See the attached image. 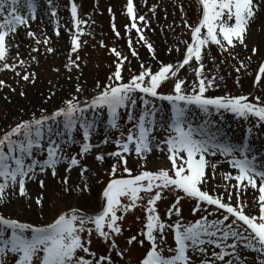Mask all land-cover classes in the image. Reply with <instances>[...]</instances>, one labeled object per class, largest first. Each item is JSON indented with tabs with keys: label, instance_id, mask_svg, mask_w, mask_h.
Here are the masks:
<instances>
[{
	"label": "snow or ice",
	"instance_id": "obj_1",
	"mask_svg": "<svg viewBox=\"0 0 264 264\" xmlns=\"http://www.w3.org/2000/svg\"><path fill=\"white\" fill-rule=\"evenodd\" d=\"M198 3L202 6V17L196 26L185 22L190 30L191 42H184L186 51L182 61L175 65L158 62V70L141 63L138 74L125 82L123 71L128 57L112 48L111 53L117 58L115 71L109 77V83H97L94 96L81 101L79 94L83 88L78 84V95L64 101L63 106L39 117L33 114L30 119L21 120L0 135V203L9 195H17L26 199L31 207L28 183L35 182L42 190L46 189V179L42 177L50 172L54 179L57 178V169L62 164L66 165L68 172L78 168L82 177L89 171L82 159L94 148L100 147L92 143L93 135L98 131L97 114L107 112L106 133L120 132L119 138L112 141L118 150L108 154L117 163L112 165L113 178L103 191L102 210L88 215L81 210L70 209L45 225L22 222L0 213V264H7L9 256L14 258L15 264H114L110 255L97 259L96 253L90 250L93 234L115 251L118 248L115 238L123 231L122 221L137 207H144L146 212V230L139 233L143 238L132 235L127 242L141 246L145 240L149 242L150 248L141 264H195L194 257L197 256L203 257L201 264H249L246 252L256 253V264H264V158L255 153L247 137L242 143H233L211 119L213 115H220L223 119L224 113H231L245 122L255 120V124L247 128L250 137L255 127L264 126V101L260 97L250 99L243 94L207 95L219 84L215 76L206 74L204 64L210 46H217L222 51H229L238 45L247 47L245 41L249 24L261 10L264 0H198ZM25 8L28 15L22 14ZM36 11V0H0V63L3 65L0 70L16 72L17 65L8 63L6 38L10 35L14 38L21 26L27 28L29 21L36 19ZM127 13L132 20L131 28L140 34L139 40L144 42L152 58L157 59L153 45L137 27V19L145 21V17H137L133 0H127ZM52 15L56 13L52 12ZM71 17L75 27L71 51L77 53L81 46V24L86 21L79 18L75 0L71 5ZM113 30L117 36L120 35L115 24ZM27 35L35 37L32 31H28ZM36 42L41 43L39 40ZM128 43L132 56L138 57L131 38ZM101 46H105L103 42ZM47 51L52 52L53 49L49 47ZM175 51L178 52L179 48ZM256 51V48L252 49L253 54ZM78 60L77 55L76 60L71 61L76 68H79ZM19 63L23 65L24 61ZM186 66L191 67L197 77L192 81L191 89L187 79L178 75ZM243 67L244 63L240 61L236 71L240 72ZM259 73L256 84L264 82L261 80L264 64L260 66ZM16 75L21 73L16 72ZM34 77L35 73H28L22 79L35 83ZM170 81L173 83L172 93H160L159 89ZM236 82L239 84V77ZM0 86L7 85L0 80ZM149 97L169 102L170 114L167 117L160 114ZM194 110L202 116L200 123H194L190 117ZM124 113V123L131 125L126 134L121 130ZM78 132H82V141L76 138ZM109 140L106 135L102 143L107 144ZM77 144L79 152L67 155L69 149ZM154 149L166 154L171 167L155 172L144 170L133 175L126 154L134 153L146 165L147 156ZM218 156L224 157V161H211ZM96 159L103 160L104 156L98 154ZM222 162L237 170L235 176L224 174L226 180L236 181L231 185L236 190V206L232 203L233 192L227 191L228 185H225V193L220 195L203 190L209 179L215 177ZM119 167L128 174L127 178H117ZM206 169L210 170L211 176H206ZM60 182L65 186L64 191L71 194L69 178L65 176ZM87 187L85 183L81 191ZM249 187L259 192L258 217L245 214L247 204L240 203L241 193ZM145 195L148 196L146 206L141 203ZM166 196L172 197L166 212L167 219L161 217L158 211V202ZM44 199L38 197L35 200L41 209ZM185 199L196 201L193 215L202 212L206 215L186 223L182 212ZM212 206L214 211L209 210ZM169 231L174 235V248L165 247ZM81 253L92 258L87 259ZM125 253L126 250L116 254L123 257Z\"/></svg>",
	"mask_w": 264,
	"mask_h": 264
},
{
	"label": "rangeland",
	"instance_id": "obj_2",
	"mask_svg": "<svg viewBox=\"0 0 264 264\" xmlns=\"http://www.w3.org/2000/svg\"><path fill=\"white\" fill-rule=\"evenodd\" d=\"M123 1V5H120L115 0H75L78 6L79 18L82 21H86V23L81 24V46L77 53L71 51L72 35L75 33L71 17L73 0H65L67 7H62L63 12L61 14L55 11L57 15L54 16L56 22L55 24L52 23L53 28L49 25L50 33L45 34L46 36H40L39 33L31 28L28 30L34 32L35 37H30L33 43L26 45L27 49H24V46L17 48L15 43L12 44L10 37L6 38L8 63L17 65L16 72L21 73V75H16V72L11 69L0 70V80L5 81L7 85L0 86V135L21 120L30 119L33 114L39 117L42 113L50 114L63 106L64 101L78 95L76 92L78 84L83 88V92L79 94L81 101L94 96L97 92V83L99 82L101 85L109 83V77L115 71L117 58L111 53L112 48L117 49L128 57L123 71L125 82L134 74H138L141 63L146 66L150 65L154 70H158V62L175 65L182 61L186 51L184 42H191L190 30L185 22L188 25L196 26L202 17V6L198 3V0H141L145 13L137 9V0H133L137 17L141 15L145 17V21H139L138 19L136 21L137 27L141 29L145 39L152 44L149 39L151 34L154 36L156 34L164 35L163 38L161 37L162 51L161 53H156L157 59L155 60L144 45V42L139 40L140 34L134 28H131L132 20L127 13V0ZM51 3L54 2L51 1ZM181 8L183 9L182 11ZM261 10L264 12V5L261 6ZM31 23L42 24V19L37 17L35 20H30L29 24ZM113 24H115L116 30L119 31V36L115 34ZM57 25H59V35H57ZM251 29H253L255 34H261L264 31L262 23L249 28L245 41L247 44L246 48L238 45L229 51H222L217 46H210V50L204 60L205 70L210 77H216L219 86L210 89L207 95L237 96L243 94L248 95L250 99L260 97L261 101H264V82L256 84V76L260 74L259 68L264 64V49L259 50L256 44L252 42L251 34L249 35ZM62 35H66V42L64 50L59 52V49H56L54 44L56 37H61ZM129 38H131L132 47L139 54L138 57H133L131 54L128 43ZM37 40L41 41V43H37ZM44 40H47L48 43H43ZM101 42L105 45L104 47L101 46ZM49 47L53 49L52 52L47 51ZM171 48L176 54L174 57H168L169 49ZM177 48H179L178 52L175 51ZM253 48L257 49L255 54L252 52ZM33 49H38V51H33ZM77 55L79 56L77 61L79 68L71 64L72 60H76ZM20 60L24 61L23 65H20ZM240 61H243L244 67L241 68L240 72H237L236 68L240 67ZM2 67L3 65L0 63V69ZM28 73H35V83L26 82L22 79V76ZM178 75L181 79H187L189 89L192 87V81L197 79L193 69L188 66L180 70ZM220 77H223V80H220ZM237 77H239V84L236 82ZM261 80L264 81V75L261 76ZM172 91L173 83L171 81L165 83L159 89L162 94H171ZM49 97L51 98L49 99ZM15 98L27 99L28 105L18 107ZM149 99L155 103L157 109L160 110V114L165 117L170 114L171 105L169 102L153 97H149ZM137 111H139V102ZM122 115L121 130L126 134L127 129L131 125L124 123L126 113ZM14 116H17V118L13 119ZM190 117L194 123H200L202 120L201 114L195 110L190 113ZM95 118L98 123V131L94 133L92 143L98 144L100 147L94 148L82 159V163L88 167L89 171L82 177L78 168H73L71 172H68L66 171V165L62 164L57 169V178L54 179L50 172L46 177H42L46 179V189L42 190L38 183H28L27 188L32 198L31 207L28 206L26 199L17 195H9L3 203H0V213H3L6 217L37 225L50 224L61 213L70 209H78L88 215L99 213L104 204L103 191L109 180L113 178L111 176V167L117 163L116 159L108 154L118 150L117 145L112 141L119 138L120 132H105L107 127L106 111L97 114ZM211 119L217 122L223 134L233 143H241L242 134L247 133V128L255 124V120L245 122L242 118H237L231 113H224L223 119H221L220 115H213ZM106 135L109 136L110 140L109 143L104 144L102 141ZM76 138L82 141V132L76 133ZM251 141L252 146L256 145L263 150H255V153L264 158V126L253 129ZM78 152L79 145L77 144L69 149L67 155L71 156ZM98 154H102L104 159H96ZM126 155L128 167L132 170L133 175L139 174V172L144 170L155 172L161 168L168 169L171 167L166 154L156 149L147 156L146 165L144 160L137 158L134 153ZM217 160L224 161V157L211 158L212 162ZM226 173H231L235 176L237 170L233 169L229 163L222 162L218 165L215 177L209 179L203 190L209 191V194L220 195L225 193V185H228L227 191L233 192L232 203L233 206H236V190L231 187L236 181L226 180L224 178ZM127 175L122 167L118 168L117 178H127ZM65 176L69 178L68 186L72 189L71 194L64 191L65 186L60 182ZM206 176H211L209 169H206ZM85 183L88 187L81 191ZM38 197H45L43 209L45 205L48 207L45 212L35 203ZM89 197H92L93 200L91 206L89 202L83 203V200ZM258 197V190H253L251 187L241 193L240 203L246 202L247 204L245 214L259 216ZM147 199L148 196L145 195L144 200L141 202L144 206L147 204ZM171 202V196H166L164 200L158 202V211L161 217L167 219L166 212ZM195 203L196 201L192 199H185L182 202L183 220L186 223L194 222L202 215H206L203 212L193 215L192 209ZM209 210L214 211V206L210 207ZM212 218L214 217H209V219ZM173 220H175V217H173ZM145 224L146 212L144 207H137L134 211L129 212L122 221L121 227L123 231L121 235L115 238L118 244V248L115 251L110 248L109 244L97 238L95 234L92 237L90 250L96 253L97 259L100 256L110 255L114 264H141L150 248L149 242L145 240L144 245L141 246L136 243L129 245L127 241L132 235L143 238L139 236V233L142 230H146ZM174 246V235L169 231L165 247L174 248ZM125 250L126 253L123 257L116 254L118 251ZM81 255H85L87 259L92 258L83 253ZM165 255H169V253L165 252ZM210 255L211 249H209ZM245 255L248 257L249 264H256V253L246 252ZM202 259L203 257L200 256L194 257L195 264H201ZM7 264H15L12 256L7 258Z\"/></svg>",
	"mask_w": 264,
	"mask_h": 264
},
{
	"label": "bare ground",
	"instance_id": "obj_3",
	"mask_svg": "<svg viewBox=\"0 0 264 264\" xmlns=\"http://www.w3.org/2000/svg\"><path fill=\"white\" fill-rule=\"evenodd\" d=\"M116 3L123 5V0H115ZM136 7L139 11H142L145 13V10L143 9L142 5H141V0H137V4ZM42 24H33V26L31 27V29H33L35 32L39 33L40 36H46L45 34H49L50 33V29L48 28L49 25L52 26V17L50 15H48L47 13H44L43 17H42ZM253 22V23H252ZM258 23H262L263 27H264V12L262 10H260V13L258 11V14L256 15L255 19L253 21H251V25H249V28H253L255 27ZM53 28V26H52ZM28 31H24L21 30L19 32V29L17 30L16 35L13 37H11V42L12 44H16L17 48L20 46H24V49H27V46L33 43L32 38H30L27 35ZM158 32V31H156ZM155 34V33H154ZM251 34V40L252 42H254L256 44V46L258 47L259 50H263L264 49V31L261 34H255L253 29H251V31L249 32V35ZM54 36V35H53ZM164 37L163 34H161V36L159 34H156L155 36L153 34H151L149 36L150 42H152L155 52L158 54V52L161 53L162 51V38ZM249 37V36H248ZM57 38V39H56ZM56 41L54 46L56 47V49H59V52L64 50V46H65V42H66V35H62L61 37H56ZM247 38V36H246ZM166 40V39H165ZM167 41V40H166ZM168 42V41H167ZM27 45V46H26ZM172 49V48H171ZM175 52L171 51L169 53L168 57H174L176 56V54H174ZM26 54V53H25ZM161 57V56H160ZM163 58V57H162ZM23 100V99H18L15 98V102L17 103L18 107H24L28 105V101ZM36 104V103H35ZM29 107V106H28ZM17 118V116H14L13 119ZM95 200V199H94ZM91 203L90 206L93 204V200L92 197L86 198L83 200V203ZM46 210H48V207L45 205L43 211L45 212Z\"/></svg>",
	"mask_w": 264,
	"mask_h": 264
}]
</instances>
